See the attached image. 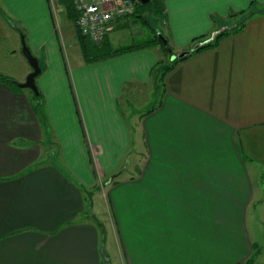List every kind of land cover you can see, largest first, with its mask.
<instances>
[{
    "label": "crops",
    "instance_id": "1",
    "mask_svg": "<svg viewBox=\"0 0 264 264\" xmlns=\"http://www.w3.org/2000/svg\"><path fill=\"white\" fill-rule=\"evenodd\" d=\"M157 2L168 49L146 43L150 28L118 46L137 28L128 15L107 30L108 53L85 60L73 23L65 45L52 0H0V43L23 32L46 118L0 82V264H101L88 195L105 205L94 214L111 264H257L264 243L247 208L264 169V0ZM248 13L154 87L159 59Z\"/></svg>",
    "mask_w": 264,
    "mask_h": 264
},
{
    "label": "rangeland",
    "instance_id": "2",
    "mask_svg": "<svg viewBox=\"0 0 264 264\" xmlns=\"http://www.w3.org/2000/svg\"><path fill=\"white\" fill-rule=\"evenodd\" d=\"M52 6L54 9L57 28L60 30L61 35H63L66 45V42L74 40L73 29L71 27V23L73 22L66 17L64 8L60 3H57L56 0H52ZM136 19L137 28H126L125 30L119 31V33L117 34V38H119V42L117 43L118 46L122 47L123 45L137 43L141 39L143 40L142 35L147 34L149 28L154 29L156 33L158 32L157 29L162 30L163 28L162 16L153 11L148 10L145 13V20H141L138 17H136ZM74 31L77 35L79 34L75 28ZM136 32H139V34L142 33V35H136ZM110 38L112 41V45H117L113 43L115 36ZM19 41L18 39L15 41V33H13L12 35H9V38L7 37L0 43V73L10 75L12 77V80L15 82L23 81L25 77V75L23 77V74L25 73V70L29 68V64L25 56L21 52V45H19ZM14 43L16 44L15 51L12 50ZM37 76L38 74L35 77ZM22 89L27 93V96L31 95V91L28 88ZM126 118L130 120L129 115ZM253 182H255V187L257 189L259 188L260 192L259 194L255 192L254 200L247 208V218L253 226L255 236L264 243V169L261 170L259 175H255ZM90 201L92 212L100 215L99 210H104L105 206L103 201L99 208L96 202V198L93 202L92 197H90ZM106 245L107 243L105 242V247ZM258 250L259 252H256L253 259L257 264H264V245L260 246Z\"/></svg>",
    "mask_w": 264,
    "mask_h": 264
},
{
    "label": "trees",
    "instance_id": "3",
    "mask_svg": "<svg viewBox=\"0 0 264 264\" xmlns=\"http://www.w3.org/2000/svg\"><path fill=\"white\" fill-rule=\"evenodd\" d=\"M58 1L63 6L66 17L69 20H72V22H73V18L75 16V10L72 6L71 0H58ZM148 10L153 11V12L158 13V14L160 13V7H159L157 0L156 1L155 0H148L145 3H140L137 1L135 8H134V11L132 12L131 16L138 17L141 20H145V13ZM0 15L2 17H5L3 15V12L1 11V9H0ZM249 15L250 14L248 13V14H245V16H242L241 18H239V20H237V22L234 24V26L220 30L218 33H216L212 37L211 40H209L207 42H203L201 44H193L192 48L187 50L182 56L176 55L171 60H169L168 62H162V60L159 59L157 61L156 69H155L154 76H153L154 87L158 88V87L162 86V76H163L164 72L168 68H170L176 61L184 58L186 55H188L191 52H194V51L200 50L202 48L214 45L216 43V40L221 35H223L225 33L237 31L238 29H240L244 20ZM21 34L23 35L22 31H21ZM23 38H24V36H23ZM77 42L79 43V46L82 50V53H83L85 60H93L96 58H100V57H103L104 55H106L108 53V48H106L104 45L105 35L99 43H93L89 38L78 34L77 35ZM148 42H158L161 44V46L165 50L169 48V46H167V45H162V43H161L160 39L158 38V36L156 35V32L154 31V29H151V34H150L149 38L146 40V43H148ZM118 50H120V49H118ZM114 51H117V50H113V52ZM0 82L6 83L14 91H21V90H23L22 88H24V87L17 86L13 82L12 77H10L6 74H2V73H0ZM29 101H30L31 108H32L33 112L37 116L41 125H43L44 121H46V118H45V113L43 111L42 96H41V92L39 89H38V92L36 94L31 92V95L29 96ZM249 260H250V258H249ZM251 261H252V259H251ZM246 262H248V259L244 261V264H246Z\"/></svg>",
    "mask_w": 264,
    "mask_h": 264
},
{
    "label": "built area",
    "instance_id": "4",
    "mask_svg": "<svg viewBox=\"0 0 264 264\" xmlns=\"http://www.w3.org/2000/svg\"><path fill=\"white\" fill-rule=\"evenodd\" d=\"M138 0H71L77 32L99 43L113 22L131 15Z\"/></svg>",
    "mask_w": 264,
    "mask_h": 264
},
{
    "label": "water",
    "instance_id": "5",
    "mask_svg": "<svg viewBox=\"0 0 264 264\" xmlns=\"http://www.w3.org/2000/svg\"><path fill=\"white\" fill-rule=\"evenodd\" d=\"M148 0H138L140 3H145ZM156 35L162 42V44H166V38L160 33L157 32ZM20 45H21V52L25 56L30 70L25 74L23 81L15 82L17 86L28 88L31 92L36 94L38 92L37 85L35 83V76L40 72V66L38 63L37 58L31 53L29 47L26 45L22 34H20ZM187 50H181L177 53V56H182ZM89 202L87 206V213L88 215L94 220L99 228L100 238H99V254L101 257V264H111L109 254L105 248V227L101 220H99L95 214L91 210V201L88 195Z\"/></svg>",
    "mask_w": 264,
    "mask_h": 264
}]
</instances>
